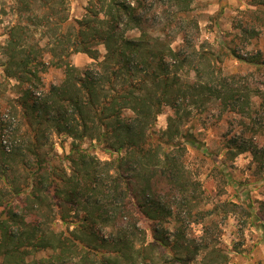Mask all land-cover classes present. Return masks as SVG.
Returning <instances> with one entry per match:
<instances>
[{
  "label": "trees",
  "instance_id": "obj_1",
  "mask_svg": "<svg viewBox=\"0 0 264 264\" xmlns=\"http://www.w3.org/2000/svg\"><path fill=\"white\" fill-rule=\"evenodd\" d=\"M10 1L19 21L0 45L16 96L0 108V264H231L220 220L240 205L204 202L186 165L187 147L202 145L187 126L195 110L217 102L264 132V83L225 74L214 53L197 49L193 0H173V18L163 22L152 18L151 0H89L78 19L68 0ZM251 4L242 12L251 19L234 25L249 41L264 35V0ZM74 54L92 63L80 69ZM235 54L264 71L261 51ZM52 68L63 79L47 85ZM165 107L173 114L158 131ZM53 134L72 139L67 156L53 152ZM235 146L224 157L249 152L264 176V145ZM242 208L264 228L251 203Z\"/></svg>",
  "mask_w": 264,
  "mask_h": 264
},
{
  "label": "rangeland",
  "instance_id": "obj_2",
  "mask_svg": "<svg viewBox=\"0 0 264 264\" xmlns=\"http://www.w3.org/2000/svg\"><path fill=\"white\" fill-rule=\"evenodd\" d=\"M5 1L7 4L5 14L2 12L0 3V45L6 42L9 27L19 21V16L10 9L11 1ZM88 2L89 0H68L67 9L70 19L81 18L85 14ZM150 2L155 7L152 18L157 19L158 22L173 18V0H151ZM251 2L252 0H193L189 19L198 24L199 30H192V36L190 35L189 38L192 37L197 49L201 52L214 53L216 59L218 58L221 62L220 66L225 74L248 75L246 81L260 84L264 83V71H258L254 65L233 56L236 53L248 59L259 51L264 56V35H261L258 40L249 41L242 31L234 26L241 20L251 19L250 14H242L246 10L255 9ZM260 17L264 18L263 15ZM157 27H160L159 24ZM40 32V30L35 31L36 39L42 37ZM138 34L137 30L128 32L130 37H136ZM171 35L174 34L171 33ZM180 41L178 37L175 45L177 46ZM99 52L103 57L106 53L105 48L99 47ZM3 61L4 58L0 54V108L6 109L16 96L12 89L14 82L9 84L4 78ZM70 61L80 69L92 63V59L85 54H74ZM183 74L188 81H193L196 76L195 72L189 69L184 70ZM44 79L47 85L59 84L63 79V71L52 68L44 75ZM203 109L205 110L194 111L193 118L187 126L192 129L202 145L200 150L187 147V168L191 177L199 181L201 197L204 202L209 203L207 204L209 207L223 203L240 205L230 207L232 212L226 219L220 220L223 228L222 241L230 251L231 264H264V228L255 226L252 218H248L242 208L251 203L264 221V176L256 172L249 152L239 155L234 160H227L224 157L228 149L236 150V144L264 145V132L254 127L252 121L225 111L217 102L208 103ZM172 114L171 108L163 109L156 125L158 131L167 128V119ZM20 131H24L23 128ZM51 141L54 145V153L62 157L70 153L72 139L53 134ZM90 145L91 142L87 141L84 146ZM91 151L103 161L110 158L99 149L92 148ZM223 161L224 164L221 165ZM1 185L0 182V188ZM142 225L147 228L149 241H151V223L143 220Z\"/></svg>",
  "mask_w": 264,
  "mask_h": 264
}]
</instances>
